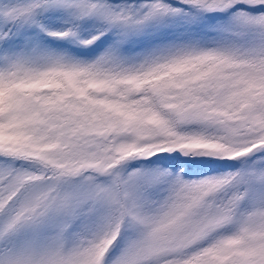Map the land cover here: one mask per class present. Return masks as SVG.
Masks as SVG:
<instances>
[{
	"label": "snow or ice",
	"instance_id": "1",
	"mask_svg": "<svg viewBox=\"0 0 264 264\" xmlns=\"http://www.w3.org/2000/svg\"><path fill=\"white\" fill-rule=\"evenodd\" d=\"M0 264H264V0H0Z\"/></svg>",
	"mask_w": 264,
	"mask_h": 264
}]
</instances>
